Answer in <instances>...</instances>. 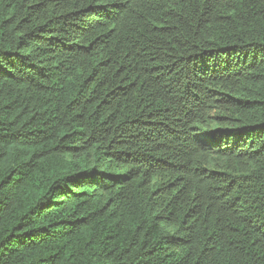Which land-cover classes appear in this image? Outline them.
<instances>
[{
  "label": "trees",
  "instance_id": "16d2710c",
  "mask_svg": "<svg viewBox=\"0 0 264 264\" xmlns=\"http://www.w3.org/2000/svg\"><path fill=\"white\" fill-rule=\"evenodd\" d=\"M0 264H264V0H0Z\"/></svg>",
  "mask_w": 264,
  "mask_h": 264
}]
</instances>
